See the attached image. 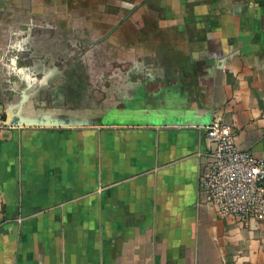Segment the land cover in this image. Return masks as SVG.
Segmentation results:
<instances>
[{
  "label": "crops",
  "instance_id": "obj_1",
  "mask_svg": "<svg viewBox=\"0 0 264 264\" xmlns=\"http://www.w3.org/2000/svg\"><path fill=\"white\" fill-rule=\"evenodd\" d=\"M75 1L83 21L55 23L64 41L44 54L73 52L83 23L116 48L117 100L102 124L68 125L64 86L44 111L12 99L0 68V264H264V224L221 216L198 188L213 119L264 160V0Z\"/></svg>",
  "mask_w": 264,
  "mask_h": 264
},
{
  "label": "rangeland",
  "instance_id": "obj_2",
  "mask_svg": "<svg viewBox=\"0 0 264 264\" xmlns=\"http://www.w3.org/2000/svg\"><path fill=\"white\" fill-rule=\"evenodd\" d=\"M0 6L2 10H0V20L3 24L7 25L5 29L6 40L11 41L6 48L13 47V49L18 48L19 52L17 57L14 54H11L10 59L12 60H3L0 68H3L4 72L8 73L10 71L9 76L12 78V84L14 87L12 88V99H15L14 96L18 98H25V94L28 93L29 101H33V103L37 106L44 107V111L48 108L45 104H40L38 101H51L53 99V91L52 89L55 86H60L64 90H60L57 92L56 96L60 97V95H66L67 98L71 99L76 98L77 101L81 99L82 93L87 95V103H91L90 112L92 113V119L100 118L101 116L98 113L104 114L105 110H107V106H112L113 103L117 100V91L116 87L118 85L117 77L115 76V68L117 66L116 63V48L107 40L94 38L99 45H96L94 49L83 56L85 59V63H81L80 67H87L89 69V73L87 76L78 77V90L70 89L68 92L65 89H68V85L76 84L77 78L74 79L72 76V71L67 70L65 74L51 75L42 78V73L44 72L43 65L37 64L38 67H41V70H37L34 64L33 54L36 52L37 47H30L28 50L26 47L28 45L26 36L32 35L33 32H39L40 34L44 33V35L49 31L52 33L54 31H60V28H39L37 30V23L44 21L48 24H52L53 21L58 20H70V21H83L84 19V10L73 11V14L70 15L71 11L69 7L71 5L77 3L74 0H11L8 2L10 6L7 8L3 7V1H1ZM80 2H82L80 0ZM72 8V7H71ZM74 9V8H73ZM28 24L29 28L26 25L25 27H21L20 24ZM82 27V24H81ZM84 28H78V32L82 31ZM62 31V30H61ZM2 41L4 40L1 37ZM99 40V41H98ZM35 41V40H34ZM31 39V43H34ZM50 42V41H49ZM81 42V41H79ZM82 43V42H81ZM25 45L20 48L21 45ZM81 46V45H80ZM40 47V46H39ZM79 47V45H78ZM41 50V48L39 49ZM9 53V52H7ZM40 53V51H39ZM46 54V53H45ZM43 53L42 58H46L47 56ZM21 57L23 58L22 60ZM48 59H44L40 62L48 63ZM38 63V61H37ZM62 66H64L65 61L63 60ZM8 69V70H7ZM109 73V74H108ZM80 78V81H79ZM88 79L87 84L83 83V79ZM44 80L46 82L44 83ZM2 84H6L5 82ZM92 85V88L86 91V85ZM7 88V84L5 85ZM42 86V87H41ZM38 103V104H37ZM178 115H180L178 113ZM82 117V116H81ZM83 118V117H82Z\"/></svg>",
  "mask_w": 264,
  "mask_h": 264
},
{
  "label": "built area",
  "instance_id": "obj_3",
  "mask_svg": "<svg viewBox=\"0 0 264 264\" xmlns=\"http://www.w3.org/2000/svg\"><path fill=\"white\" fill-rule=\"evenodd\" d=\"M209 163L198 188L221 216L264 224V160L238 147L232 127L220 119L205 126Z\"/></svg>",
  "mask_w": 264,
  "mask_h": 264
},
{
  "label": "flooded vegetation",
  "instance_id": "obj_4",
  "mask_svg": "<svg viewBox=\"0 0 264 264\" xmlns=\"http://www.w3.org/2000/svg\"><path fill=\"white\" fill-rule=\"evenodd\" d=\"M73 12L70 13V15H72ZM63 21H67V20H58L57 22L56 21H53L51 22L52 24H48L44 21H41L39 23H37V30H39V28H46V26H49V25H54V26H51L52 28H57L59 27L60 24H55V23H62ZM48 24V25H47ZM25 25L24 27L26 28V25L28 26L27 28H29V23L28 24H24ZM44 25V26H43ZM49 26V28H51ZM60 28V31H54L53 32V29H52V33L51 32H47L45 35L44 33L40 34L39 32H33L32 35H27L26 36V39L28 40L27 43V49L29 50L30 47L34 46V47H37V50L36 52H34L33 54H35L33 56V61H34V64H35V67L37 70H41V67H38L39 64L43 65V68L44 70L46 71L47 69H51L53 67H57L59 70L56 74L54 75H58V74H65V72L67 70H70L72 71V76L74 79L77 80L76 84H70L71 88L72 89H76V91L78 90V86H80L78 83V77L80 76L81 77H84V76H87L88 75V71L89 69H87V67H80L79 65L81 63H85V59H83V56L85 54H87L88 52L92 51L94 49V47H96V45H99V43L96 41V40H93L91 41L90 39V36L87 35V29L85 27H83V23H82V27L81 28H84V32L80 31L78 32L77 29H74L73 31V35H72V41L70 42V47L73 49V52L71 53H66V55L62 56V55H58L57 53L54 55L53 53L51 55H47V61H49L48 63H43V62H40L42 60H44L45 58H42L43 56V53H44V48H52V46L54 47V42H56L57 44L59 43H63L64 41V33L66 32V29L67 28H63V27H59ZM62 30V31H61ZM87 36H86V35ZM55 38V39H54ZM31 39L32 41H34V43H31ZM50 41V42H49ZM81 41V42H79ZM79 45V47H78ZM81 45V46H80ZM25 45H21L20 48L22 50V47H24ZM40 46V47H39ZM13 48V47H12ZM41 48V50H39ZM71 49V50H72ZM15 53L14 55L16 56L19 52H22V51H18L19 49L18 48H15L14 49ZM40 51V53H39ZM73 53V54H72ZM71 55V56H68V55ZM42 55V56H41ZM66 57V59H64ZM23 58L21 57L20 60H22ZM63 60L65 61L66 64H64V66H62V62ZM116 60V63H117V59ZM38 61V63H37ZM38 64V66H37ZM117 66H118V63H117ZM116 66V68H117ZM115 68V70H116ZM57 71V70H56ZM109 74V73H108ZM53 75V76H54ZM80 78H79V81H80ZM83 83L87 84L89 83L88 82V79L85 78V81L83 79ZM92 88V85H86V91L90 90ZM116 91H117V87H116ZM87 95L85 93H82L81 95V99L79 101H77V96L76 98V112L78 114V116H82L83 118L85 117H92V113L90 112V106H92L91 103H87ZM72 99V100H74ZM98 115H102L101 113H98Z\"/></svg>",
  "mask_w": 264,
  "mask_h": 264
},
{
  "label": "water",
  "instance_id": "obj_5",
  "mask_svg": "<svg viewBox=\"0 0 264 264\" xmlns=\"http://www.w3.org/2000/svg\"><path fill=\"white\" fill-rule=\"evenodd\" d=\"M63 122H65V121H63ZM66 122H68V121H66ZM211 122L212 121H210L205 126L209 125ZM55 123H57V122L53 121V123H49V122H47V123H39V121H37V120L36 121L35 120H33V121L32 120H26V121H24L22 123V125L28 124V125H52V126L56 125V126H58V125H60L61 122H58L57 124H55ZM95 124H102V117L96 118V119H92L91 118V119L85 120L81 116H78V118L74 119L73 121H71L70 124L68 123V125H72V126H74V125H95ZM61 125H64V124H61Z\"/></svg>",
  "mask_w": 264,
  "mask_h": 264
}]
</instances>
